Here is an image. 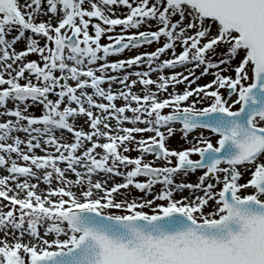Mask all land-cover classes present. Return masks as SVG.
I'll list each match as a JSON object with an SVG mask.
<instances>
[{
	"label": "snow or ice",
	"instance_id": "6c2138e0",
	"mask_svg": "<svg viewBox=\"0 0 264 264\" xmlns=\"http://www.w3.org/2000/svg\"><path fill=\"white\" fill-rule=\"evenodd\" d=\"M0 264H264V0H0Z\"/></svg>",
	"mask_w": 264,
	"mask_h": 264
},
{
	"label": "rangeland",
	"instance_id": "374dc122",
	"mask_svg": "<svg viewBox=\"0 0 264 264\" xmlns=\"http://www.w3.org/2000/svg\"><path fill=\"white\" fill-rule=\"evenodd\" d=\"M102 42H105V41L102 40Z\"/></svg>",
	"mask_w": 264,
	"mask_h": 264
}]
</instances>
